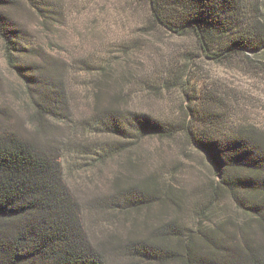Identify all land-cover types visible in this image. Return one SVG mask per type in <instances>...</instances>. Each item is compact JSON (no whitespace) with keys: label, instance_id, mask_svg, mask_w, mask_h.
I'll return each mask as SVG.
<instances>
[{"label":"trees","instance_id":"obj_1","mask_svg":"<svg viewBox=\"0 0 264 264\" xmlns=\"http://www.w3.org/2000/svg\"><path fill=\"white\" fill-rule=\"evenodd\" d=\"M136 1H144L152 27L179 36L188 32L199 50L216 63L264 55V0ZM29 18L36 20L38 29L54 34L65 19V8L61 0H0V41L6 61L31 98L36 132L45 133L59 128L50 120L68 119L63 89L67 65L52 58L44 46L29 44L35 34L26 25ZM261 63L264 66V60ZM184 66L171 68L175 78L163 79L164 90L187 84L181 75ZM99 67L89 102L90 122L98 134L132 142L172 140L183 133L207 156L214 185L210 195L204 193L208 201L198 214L201 220L194 228L177 219L153 225L147 214L152 207L180 208L184 192L171 180L162 189L157 175L138 182L123 176L114 183L115 192L98 205L116 214L144 211L146 218L134 223L142 227L141 237L113 247L95 243L83 225V210L64 180L54 148L49 151L18 133L4 131L0 132V264H110L120 254L143 264H264V131L246 122L227 127L222 120L226 111L217 109L221 99L206 87L197 91L192 86L186 93V118L192 121L135 114L125 100L133 93L121 83L129 75L112 77L105 66ZM170 75L167 69L165 76ZM138 82L146 91L159 89L149 79ZM3 116L9 117L2 111ZM125 144L129 143L115 150L124 151ZM218 212L225 214L221 222L203 220Z\"/></svg>","mask_w":264,"mask_h":264},{"label":"rangeland","instance_id":"obj_2","mask_svg":"<svg viewBox=\"0 0 264 264\" xmlns=\"http://www.w3.org/2000/svg\"><path fill=\"white\" fill-rule=\"evenodd\" d=\"M61 2L65 19L58 32L48 34L38 29L34 18H29L26 25L35 33L29 41L32 47L44 46L52 58L66 62L63 89L68 103V119L50 120L59 128L36 132V123L31 119L35 112L31 98L16 72L8 66L0 41V132L18 133L49 151L54 148L62 164L64 180L83 210V225L95 243L113 247L130 237H141L143 229L134 223L146 218L144 211L116 214L98 205L106 195L115 192L114 183L123 176H130L138 182L157 175L162 189L171 180L184 192L180 208L168 204L163 209L155 204L147 213L150 222L159 226L162 221L177 219L188 228H194L201 220L198 216L200 209L206 207L208 201L204 193L210 195L211 185H214L207 156L195 149L183 133L172 140L139 138L132 142L98 134L90 122L89 102L91 90L96 87L95 80L101 73L99 66L110 70L112 77H120L122 73L129 75L121 83L124 82L125 91L133 93L132 98L125 100L130 102L128 108L135 114L147 113L180 123L188 112L186 93L190 94L192 86L197 91L206 87V91L221 99V107L217 106V109L220 113L226 111L222 120L227 127L246 122L264 131V66L261 63L264 55L236 58L230 63L209 60L188 32L179 36L152 27L147 20L144 1ZM145 27L151 28L144 30ZM250 59L253 62L242 63ZM29 60L38 61V58L30 57ZM183 65L181 75L187 84L171 92L164 90L163 79L171 81L174 77L171 68L175 70ZM166 67L171 70L170 77L165 76ZM144 79L157 82L159 89H142L138 80ZM204 101L208 100L204 98ZM2 111L9 117H1ZM186 120L192 121V118L188 116ZM124 143H129L128 146L125 144L126 149L117 152L115 149ZM107 150L111 153L106 154ZM133 163L137 165L136 169L132 168ZM224 217V213L218 212L203 220L218 223ZM161 218L163 220H159ZM110 264L143 263L120 254L113 256Z\"/></svg>","mask_w":264,"mask_h":264}]
</instances>
